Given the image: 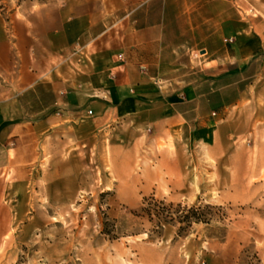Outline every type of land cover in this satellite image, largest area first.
Returning a JSON list of instances; mask_svg holds the SVG:
<instances>
[{
	"label": "rangeland",
	"instance_id": "374dc122",
	"mask_svg": "<svg viewBox=\"0 0 264 264\" xmlns=\"http://www.w3.org/2000/svg\"><path fill=\"white\" fill-rule=\"evenodd\" d=\"M66 1L0 0V33L22 3ZM136 3L95 0L98 9H112V19L118 21ZM161 4L166 40L178 48L175 85L182 89L204 75L206 62L200 59L217 41L219 20L229 17L236 32L227 42L231 58H236L235 47L249 59L227 66L244 69L229 76L239 80L229 91L231 100H239L218 116L208 137L183 127L155 141L152 128L143 129L134 142L131 165L123 154L112 163L108 149L102 155L89 154L69 165L79 171L58 165L60 172L50 174L60 178L55 185L34 181L22 202H17V190L2 183L0 264H264V164L259 163L264 156V112L257 119V107H252L248 120L243 109L264 103V0ZM195 4L213 6V12L198 13L201 22L214 16L208 33L190 17ZM118 30L120 41L124 23H118ZM87 50L92 48L83 47L81 56ZM50 157L45 155L42 167ZM61 157L69 158L65 153ZM149 196L173 208L209 205L204 209L209 220L192 222L180 233L179 223H164L158 234L140 211ZM104 221L114 226V237L101 233Z\"/></svg>",
	"mask_w": 264,
	"mask_h": 264
},
{
	"label": "crops",
	"instance_id": "0c3cea01",
	"mask_svg": "<svg viewBox=\"0 0 264 264\" xmlns=\"http://www.w3.org/2000/svg\"><path fill=\"white\" fill-rule=\"evenodd\" d=\"M163 1L137 0L119 21L95 0L22 3L13 10L0 33V185L17 190V202L39 178L55 185L59 176L50 174L60 172L58 165L79 171L69 165L89 154L108 149L112 163L123 154L131 165L143 129L152 128L155 141L183 127L208 137L218 116L239 100L229 95L239 80L229 76L244 69L227 66L249 59L235 47L231 58L227 42L236 32L229 17L219 20L217 41L200 59L204 75L182 89L175 85L178 48L163 32ZM200 11L213 12V6L190 8L195 27L204 25L208 33L214 16L204 24ZM119 22L125 25L120 41ZM76 45L92 50L72 56ZM252 107L257 119L264 112V103H249L243 108L248 120Z\"/></svg>",
	"mask_w": 264,
	"mask_h": 264
},
{
	"label": "trees",
	"instance_id": "16d2710c",
	"mask_svg": "<svg viewBox=\"0 0 264 264\" xmlns=\"http://www.w3.org/2000/svg\"><path fill=\"white\" fill-rule=\"evenodd\" d=\"M209 205H205L203 208L200 206H182L177 204L176 208H173L172 203L165 204L163 200H158L153 196L144 197L143 206L140 211L146 218L153 223L156 233H160L162 225L164 223H179L178 231L183 232L185 228L192 222H206L209 218L206 215L204 209H207ZM114 226L107 221L103 222V228L101 233L114 237Z\"/></svg>",
	"mask_w": 264,
	"mask_h": 264
},
{
	"label": "built area",
	"instance_id": "2783aa9c",
	"mask_svg": "<svg viewBox=\"0 0 264 264\" xmlns=\"http://www.w3.org/2000/svg\"><path fill=\"white\" fill-rule=\"evenodd\" d=\"M82 48L83 47H80L79 45H76V47L74 48V50L71 53V55H78L79 54L81 56V54L83 53ZM80 56H79V58H80ZM78 60H80V59H78ZM88 112L91 113L90 110H88Z\"/></svg>",
	"mask_w": 264,
	"mask_h": 264
},
{
	"label": "water",
	"instance_id": "95a60500",
	"mask_svg": "<svg viewBox=\"0 0 264 264\" xmlns=\"http://www.w3.org/2000/svg\"><path fill=\"white\" fill-rule=\"evenodd\" d=\"M203 52V51H202Z\"/></svg>",
	"mask_w": 264,
	"mask_h": 264
}]
</instances>
